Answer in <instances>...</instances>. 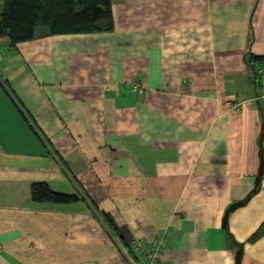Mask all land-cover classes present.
<instances>
[{
	"label": "crops",
	"instance_id": "1",
	"mask_svg": "<svg viewBox=\"0 0 264 264\" xmlns=\"http://www.w3.org/2000/svg\"><path fill=\"white\" fill-rule=\"evenodd\" d=\"M111 2L110 32L0 39V264H133L166 229L159 264H264V0Z\"/></svg>",
	"mask_w": 264,
	"mask_h": 264
},
{
	"label": "trees",
	"instance_id": "2",
	"mask_svg": "<svg viewBox=\"0 0 264 264\" xmlns=\"http://www.w3.org/2000/svg\"><path fill=\"white\" fill-rule=\"evenodd\" d=\"M0 39L8 38L11 47L41 36L110 32L114 29L111 0H0ZM46 28L44 34L40 30ZM259 58H252L253 66ZM32 201L39 204L71 205L79 195L53 191L47 184L32 187ZM264 235V225L251 238Z\"/></svg>",
	"mask_w": 264,
	"mask_h": 264
},
{
	"label": "built area",
	"instance_id": "3",
	"mask_svg": "<svg viewBox=\"0 0 264 264\" xmlns=\"http://www.w3.org/2000/svg\"><path fill=\"white\" fill-rule=\"evenodd\" d=\"M257 76L264 78V66L255 65ZM171 230L166 229L162 231L153 242H146L143 240H136L130 247L128 254L135 257L133 264H159L160 257L170 244Z\"/></svg>",
	"mask_w": 264,
	"mask_h": 264
},
{
	"label": "rangeland",
	"instance_id": "4",
	"mask_svg": "<svg viewBox=\"0 0 264 264\" xmlns=\"http://www.w3.org/2000/svg\"><path fill=\"white\" fill-rule=\"evenodd\" d=\"M3 11V1H0V13ZM46 28L41 29V31H45Z\"/></svg>",
	"mask_w": 264,
	"mask_h": 264
}]
</instances>
